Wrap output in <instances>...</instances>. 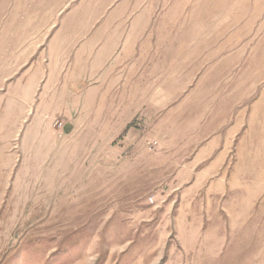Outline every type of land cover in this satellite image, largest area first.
Masks as SVG:
<instances>
[{
	"label": "rangeland",
	"instance_id": "rangeland-1",
	"mask_svg": "<svg viewBox=\"0 0 264 264\" xmlns=\"http://www.w3.org/2000/svg\"><path fill=\"white\" fill-rule=\"evenodd\" d=\"M0 264H264V0H0Z\"/></svg>",
	"mask_w": 264,
	"mask_h": 264
},
{
	"label": "crops",
	"instance_id": "crops-1",
	"mask_svg": "<svg viewBox=\"0 0 264 264\" xmlns=\"http://www.w3.org/2000/svg\"><path fill=\"white\" fill-rule=\"evenodd\" d=\"M210 153H212V152H210ZM220 156H222V154H220ZM221 161H222V159H221ZM213 168H215V167L213 166ZM213 171H214V169H212V168L209 169V170H204V175H205L206 177H209V176H211V175L213 174V173H212Z\"/></svg>",
	"mask_w": 264,
	"mask_h": 264
}]
</instances>
